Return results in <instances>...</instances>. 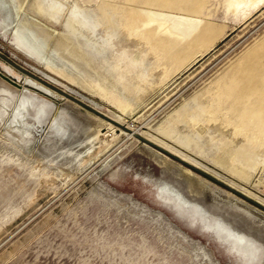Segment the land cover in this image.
I'll return each instance as SVG.
<instances>
[{
    "label": "rangeland",
    "instance_id": "374dc122",
    "mask_svg": "<svg viewBox=\"0 0 264 264\" xmlns=\"http://www.w3.org/2000/svg\"><path fill=\"white\" fill-rule=\"evenodd\" d=\"M238 2L204 0L195 18L221 35L181 58L144 0H0V264H264V142L229 109L207 113L264 39V0Z\"/></svg>",
    "mask_w": 264,
    "mask_h": 264
},
{
    "label": "bare ground",
    "instance_id": "6f19581e",
    "mask_svg": "<svg viewBox=\"0 0 264 264\" xmlns=\"http://www.w3.org/2000/svg\"><path fill=\"white\" fill-rule=\"evenodd\" d=\"M130 1L139 2L142 0ZM144 3L158 8L160 12H152L143 9L138 10L140 13L148 15L152 18V21L160 22L166 20L167 22H170L168 28H164L163 24L160 22V27L158 30H154V35H156L157 32L158 35L156 36H158V43H160V46L161 44H165L173 47L171 49V54L173 56L176 55L182 58L189 55L190 57L192 50L203 48L199 52L197 51V54L199 55L198 57H201L206 51L213 47L221 35V32L217 31V29L213 30L212 28L206 26V22V25H203L201 20H197V18H195L198 17V15L202 12L204 0H144ZM237 3H239L238 0ZM180 4L185 6L180 9ZM164 11H173L177 13V15H165L163 14ZM179 12L182 14H179ZM142 20L145 21L146 18L145 20L144 18ZM167 32H170L176 36H184V40L179 42L177 41L178 39L173 40L168 39L167 37H162V34H166ZM23 41L25 42L26 46H29L32 54L37 53V55L40 56L42 53H44V51L41 52V50L38 49V46L36 47L34 43L24 39L22 35L20 36L18 34L17 42L24 43ZM6 75L17 79L18 82L21 81L20 76H17L15 73H13V69L8 68ZM27 78L32 79L29 76ZM25 82L32 84L30 81ZM23 86L27 89H30L28 86ZM210 100L211 110L210 107L207 108V113L210 116L208 117L210 119L213 117L212 114L217 111L216 107H219L220 109H229L228 111L232 114V118L238 121L236 124L237 128L245 129L246 127L252 126V138L256 141H261L262 143L264 142V39L261 41V43L259 42L250 47L242 56L238 58L233 66H231L230 73L225 76L222 82H220L218 85V91L216 94L212 93V98ZM93 108L96 109L95 107ZM107 117L108 119L106 120H108L109 123L120 126L127 130L129 133L126 132V134L129 137H136L137 139L144 138L136 133V131H131L128 128L120 125L117 121H115L116 119L114 120L109 116ZM150 142H152V140ZM152 143L156 144L157 142ZM160 145L161 144L158 146ZM160 147H162V145ZM246 149H239L235 155V159H241L242 163L249 167L253 161V156Z\"/></svg>",
    "mask_w": 264,
    "mask_h": 264
},
{
    "label": "water",
    "instance_id": "95a60500",
    "mask_svg": "<svg viewBox=\"0 0 264 264\" xmlns=\"http://www.w3.org/2000/svg\"><path fill=\"white\" fill-rule=\"evenodd\" d=\"M0 55H1V54H0ZM1 56H3V55H1ZM4 58H5V57H4ZM5 59H6V58H5ZM7 61H8L11 65H13V66L16 67L17 69H19L20 71H23L24 73H26L29 77H31V78H33V79H35V80L41 82L42 84H44L45 86L49 87L50 89L55 90L57 93H60L63 97H65V98H67V99H71V100H73V101H75V102H77V103H79V104H82L83 106H85L86 108H88L90 111H92V112L98 114L99 116L103 117L104 119H108V117H107L105 114H103L102 112H100V111L94 109L93 107H91V106H89V105H86V104L82 103V102L79 101L78 99H76V98L72 97L71 95L67 94L65 91L60 90V89H58L57 87L52 86V85H51L50 83H48L47 81H44L43 79H41L40 77L34 75L33 73H31V72H29V71L23 69L22 67H19V66L16 65L15 63L9 61L8 59H7ZM1 77H3L6 81H9L11 84H13V85H15V86H17V87H22L23 85L28 86V87H34L33 85H30L29 83H25V82H24V84L22 85V84H20V83L18 82L17 79H15V78H13V77H9V76H7V75H5V74H1ZM34 88H35V87H34ZM37 90H38L39 92L43 93V94H48V95H50L49 93H47L46 91L42 90L41 88H37ZM50 96H51V95H50ZM141 140H143L144 142L148 143L149 145H151V146H153V147L159 149L160 151L166 152L167 154H169V155L173 156L174 158H176L177 160L181 161L183 164H185V165H187V166H189V167H191V168H193V169H198V168H196L195 166L191 165L190 163L184 161L183 159H181V158H179V157L173 155V154L170 153L169 151L163 149L162 147H160V146H158V145H156V144H154V143H152V142H150V141H148V140H146V139H144V138H141ZM198 170H199V169H198Z\"/></svg>",
    "mask_w": 264,
    "mask_h": 264
}]
</instances>
